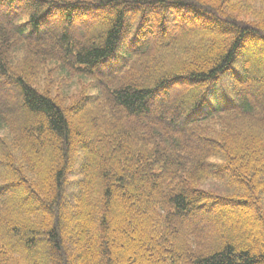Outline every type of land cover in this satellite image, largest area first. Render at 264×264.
Returning <instances> with one entry per match:
<instances>
[{
  "label": "trees",
  "instance_id": "1",
  "mask_svg": "<svg viewBox=\"0 0 264 264\" xmlns=\"http://www.w3.org/2000/svg\"><path fill=\"white\" fill-rule=\"evenodd\" d=\"M1 11L0 264H152L144 246L157 264H264V97L249 90L264 84V0ZM240 204L251 215L219 211ZM199 213L222 216L219 233L180 236Z\"/></svg>",
  "mask_w": 264,
  "mask_h": 264
},
{
  "label": "rangeland",
  "instance_id": "2",
  "mask_svg": "<svg viewBox=\"0 0 264 264\" xmlns=\"http://www.w3.org/2000/svg\"><path fill=\"white\" fill-rule=\"evenodd\" d=\"M17 8H20V7H17ZM3 15H4V13L1 11L0 12V16H3ZM104 17H105V15H100L99 14V15H97V18H96L95 21L101 22V20H103ZM186 19H188V21H192L194 26H197V24H200L199 21H197L194 18H192L191 15H189V13H186ZM92 25H93V22L88 24L87 27L86 26H83V28L81 27V29H83V31H80V32H82L81 34L82 35H86L87 31L90 30ZM45 34H46V32L42 33V36H45ZM252 53L254 54L255 57L256 56L258 57L259 55L262 56L264 54L263 52L260 53L259 51H256L255 49L252 50ZM242 59H244V57ZM250 62H251L250 60H247V63H250ZM245 80L246 81H252V77L251 76L245 77ZM190 85L191 84H189L187 82H182V83L178 82V83H176L173 92H176V90L178 88H180V87H184L185 90H186V89L189 88ZM6 89L8 91H11V89L8 86L6 87ZM249 90H250V92L253 95H258V96H261V97L263 96L264 97V84L257 85V86H255V85L250 86ZM239 91H240L241 94H244L246 92V90L242 89V88L239 89ZM11 93H12V91H11ZM261 102L264 103V100L261 101ZM157 104H158V107L154 108L153 111H152V115L155 116V117L159 113L162 112L161 104L160 103H157ZM128 120H129V122H134V119L132 117H130ZM153 124H154L153 122L152 123L151 122L149 123L147 121H142L141 122L142 126L151 127ZM177 126H179V125H177ZM74 161H75V159H74ZM228 172H230V171H228ZM201 186H203V188H205V189H214V190L219 189V188H217L218 187V183H216L215 181H211V180L205 181ZM66 190L68 191V189H66ZM30 201L35 203L33 199H30ZM130 201H131V198H130ZM64 202H65V205L68 204L67 198H64ZM135 202H136V200L132 199V201H131V204H132V207H133L132 209H134L138 213V208H136L137 207V203H135ZM219 211H221V215L222 216L223 215L239 216L240 213H243V211H245V213L247 215H251L250 211L245 207V205H242V204L237 205V207L235 209L228 210V209L223 208L222 210H219ZM200 213H203V212H200ZM200 213L198 215H196V216H192L191 218H189V220L183 224V229H177L179 231V233H181L180 236H184L187 233V231L190 230V229H197V230L198 229H206V230H209V233L212 236H215V235H217L219 233L218 224L224 222L222 216L219 217V216H216L215 214L211 213V214L207 215L208 218H204L203 214H200ZM246 217L247 216H245V218ZM194 218H196V219H194ZM194 220H196V221H194ZM247 226H249V225L247 224ZM258 228H259L258 230H260V231L262 230V228L260 226H258ZM130 231L132 232L131 228H128L127 232H130ZM133 231H135L141 237H145L146 234H147V233H145L143 231L142 227H140V226H137ZM129 235L131 236V234H129ZM147 235L150 236V232ZM209 240H210L209 238L206 239V241L203 240L204 241V245H209L212 242V241L210 242ZM118 242H119V246L120 247H123L124 242H127L126 239H125L124 234H122V236L121 235L118 236ZM178 244H180V243L178 242ZM127 246L129 248V253L131 254V256H133V254L135 253L134 249L137 247V245L136 244H135V246H134V244H130L129 245V243H128ZM136 249H137V253H138L137 254V259L140 258V256L142 255L141 251H142V249H144V251L146 252V257H147V260L145 259V261H148V259L151 258L150 263L157 264L156 257L152 256L150 254V252L152 253V250H151V248L149 246H144V248L137 247ZM72 264H85V261H82L80 259V261H74Z\"/></svg>",
  "mask_w": 264,
  "mask_h": 264
}]
</instances>
